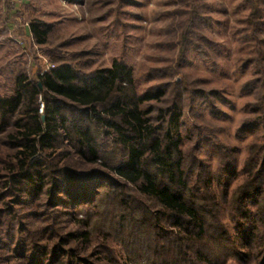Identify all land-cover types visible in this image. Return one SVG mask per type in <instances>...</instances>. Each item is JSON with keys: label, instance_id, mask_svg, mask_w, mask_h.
<instances>
[{"label": "trees", "instance_id": "1", "mask_svg": "<svg viewBox=\"0 0 264 264\" xmlns=\"http://www.w3.org/2000/svg\"><path fill=\"white\" fill-rule=\"evenodd\" d=\"M258 1L251 2L242 34L252 53L241 68H253L241 86L252 99L234 131L238 141L250 138L243 148L222 149L198 136L186 156L184 106L215 112V97L228 100L185 78L142 91L143 75L122 59L92 72L63 64L36 82L16 76L14 87L0 94V264H125L131 257L118 239L129 244V255H139L131 247L135 225L150 219L160 236L163 216L179 233L172 244L177 264L186 258L183 242L198 241L213 223L232 251L226 258L264 264V12ZM198 17L191 13L180 23L178 67L191 52L208 60L206 47L219 49L196 34ZM49 31L40 21L30 28L39 44ZM203 148L216 158L213 170L200 156ZM224 211L226 222H215Z\"/></svg>", "mask_w": 264, "mask_h": 264}, {"label": "rangeland", "instance_id": "2", "mask_svg": "<svg viewBox=\"0 0 264 264\" xmlns=\"http://www.w3.org/2000/svg\"><path fill=\"white\" fill-rule=\"evenodd\" d=\"M252 1L0 0V94L5 95L14 87L19 73L36 82L38 75L63 64L92 72L111 67L117 59H122L138 76L143 75L142 91L156 83L185 78L194 87L218 90L227 98L228 101L215 97V112L200 105L194 111V105L189 102L190 106H184L182 120L188 129L183 128L182 149L186 156L191 157L190 145L195 144L198 136L209 138L220 148L228 145L243 148L250 138L238 141L234 131L245 117L244 104L252 99V94L242 92L241 88L242 83L253 76L252 67L241 68L252 53L242 41V34L249 26ZM258 3L264 12V0ZM191 13L199 16L201 24L196 34L215 42L219 49L213 51L206 47L210 53L208 60L191 52L187 61L178 67L179 38L183 31L180 23L187 24ZM262 16L264 19V13ZM39 21L50 27L43 44L37 43L34 35L23 38L25 31ZM213 61L217 65H213ZM148 73H154L153 77L147 76ZM200 156L213 170L216 158L212 160L205 148ZM238 158L242 161V152ZM130 193L135 196L134 192ZM225 215V211L217 215L215 222L225 223ZM149 220L145 218L143 224L135 225V234H138L131 247L139 255H129V244L118 239L119 250L127 254L125 258L132 259L122 261L125 264H177L178 249L172 247L179 234L177 228L168 224L163 216V233L155 236L153 232H157L148 224ZM213 224L215 227L208 225L207 232L198 241L183 242L186 248L183 264H242L233 257L226 258L224 254H232V251L220 243L219 233H214L216 224Z\"/></svg>", "mask_w": 264, "mask_h": 264}, {"label": "crops", "instance_id": "3", "mask_svg": "<svg viewBox=\"0 0 264 264\" xmlns=\"http://www.w3.org/2000/svg\"><path fill=\"white\" fill-rule=\"evenodd\" d=\"M25 33H26V34H25L26 36H23V38H31V37H32V36H31L32 34H31V32H30V29H28L27 32L25 31Z\"/></svg>", "mask_w": 264, "mask_h": 264}, {"label": "water", "instance_id": "4", "mask_svg": "<svg viewBox=\"0 0 264 264\" xmlns=\"http://www.w3.org/2000/svg\"><path fill=\"white\" fill-rule=\"evenodd\" d=\"M44 118V117H43Z\"/></svg>", "mask_w": 264, "mask_h": 264}]
</instances>
